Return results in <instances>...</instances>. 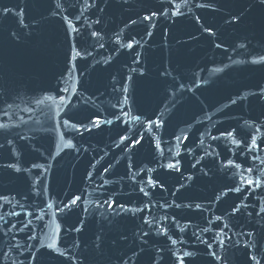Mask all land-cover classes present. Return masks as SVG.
<instances>
[{"label": "water", "instance_id": "obj_1", "mask_svg": "<svg viewBox=\"0 0 264 264\" xmlns=\"http://www.w3.org/2000/svg\"><path fill=\"white\" fill-rule=\"evenodd\" d=\"M262 57L264 0H0V264H264Z\"/></svg>", "mask_w": 264, "mask_h": 264}, {"label": "snow or ice", "instance_id": "obj_2", "mask_svg": "<svg viewBox=\"0 0 264 264\" xmlns=\"http://www.w3.org/2000/svg\"><path fill=\"white\" fill-rule=\"evenodd\" d=\"M93 35H95V33H93ZM128 47H131V44H129ZM261 59L264 60V57H262ZM0 127H2V125H0ZM168 167L172 168V167H175V165L170 164V165H168ZM141 191H143V189H141ZM145 194H147V193H145ZM75 202H76L75 200L72 201V203H75ZM173 243H175V241H173ZM49 247H53V245H49ZM184 255L188 256L190 254L185 252Z\"/></svg>", "mask_w": 264, "mask_h": 264}]
</instances>
